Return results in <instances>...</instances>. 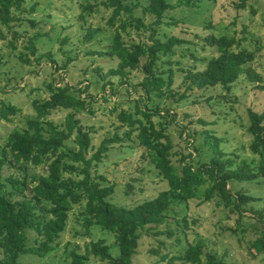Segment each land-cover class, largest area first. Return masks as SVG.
<instances>
[{"label": "rangeland", "instance_id": "1", "mask_svg": "<svg viewBox=\"0 0 264 264\" xmlns=\"http://www.w3.org/2000/svg\"><path fill=\"white\" fill-rule=\"evenodd\" d=\"M104 1L25 0L26 12L18 14L21 21L12 25L11 32L15 35L6 33L0 26L6 36V40L0 39V107L14 105L20 109L9 117V122L0 118V144L11 132L25 131L28 121L36 119L31 101L47 99L50 94L46 85L50 83L61 87L67 84L76 96L78 91H83L81 97L86 98L87 107L93 111L92 114L87 111L74 113L71 108H57L47 117L48 121L61 125L67 115L74 114L82 125L96 130L87 158L102 140L114 133L122 137L127 131L119 123L117 114L120 110L133 112L135 102L141 107L145 104V94L137 87L144 75L140 70L130 72L124 85L120 84V77L102 78L119 63L118 58L105 55L112 43L113 30L108 29L111 9L103 6ZM142 2L145 4V0ZM235 2L202 0L193 7L168 11L164 14V24L157 29L156 38L161 41L171 36L183 41L172 48V53L161 55L158 68L159 72L172 70L175 95L172 98L152 95V100L146 104L148 107L159 106L160 115L153 116L152 122L158 128L160 123L164 124L173 144L171 159L175 166H179L181 156L188 153L192 156L186 162L194 168H199V164H210L215 149L203 145L201 132L206 130L221 140L217 146L219 157L223 162L233 160L230 165L226 163L231 170L244 162L259 167L262 159L259 154L251 152L252 138L247 129L248 112L261 113L264 110V0H254L249 3L252 8L244 10L236 9ZM84 5L91 9L82 20L79 15ZM136 16H139L138 12ZM28 20H32L34 25ZM143 20L148 24L152 18L147 16ZM129 32L130 35L123 34L127 44L149 43L148 32ZM88 34H91L90 39ZM221 35L235 37L241 49L255 54L253 63L246 67H251L261 81H253L243 71L229 91L217 85L203 89L194 87L184 93L187 89L184 81L186 72L204 70L207 61L217 56L215 48L209 47L206 39ZM10 42L14 44V50L9 47ZM31 44L33 53L29 49ZM48 53L53 62L45 57ZM20 54L30 60L29 65L18 60ZM143 63L144 60L141 61ZM106 83L108 85L103 88ZM18 88H22L21 91ZM181 94H185L184 99H180ZM200 121L209 125H201ZM182 126L186 131L180 137ZM188 133L192 134L193 140L186 144L184 137ZM67 145L74 147L70 142ZM157 172L151 166L145 149L138 146L134 133L132 141L111 145L92 174L101 185H114V193L110 197L113 204L130 208L167 190L166 181ZM227 188L232 195L240 193L251 197V201H246L247 205L243 203L242 207L248 211L243 217L238 215L234 205L226 209L216 190L209 201L203 200V191L199 190L197 197L200 199L189 200L186 206L171 208L165 223L139 231L138 253L132 264H165L155 260L163 254H181L196 243L203 246L205 253L216 254L225 264H264V253L254 255L253 252L258 253V250L253 247L252 252L248 248L264 233V178L231 180ZM81 207H75L69 214L58 249L44 258L22 255L17 264H68L67 256L71 250L82 253L86 245L99 240L105 241L110 253L116 257L118 247L113 234L93 227L88 236L82 237ZM254 212L260 223L250 218ZM182 215L186 216V227L177 224ZM205 262L204 254L202 263ZM99 263L98 259L90 257L87 264Z\"/></svg>", "mask_w": 264, "mask_h": 264}, {"label": "trees", "instance_id": "2", "mask_svg": "<svg viewBox=\"0 0 264 264\" xmlns=\"http://www.w3.org/2000/svg\"><path fill=\"white\" fill-rule=\"evenodd\" d=\"M105 0L103 6L111 9L107 19L108 29L113 30L112 43L105 55L116 57L119 63L116 68L103 74L102 78L120 77L121 85L126 84V76L140 70L143 80L137 84L145 94V104L141 107L135 102L134 111L120 110L117 118L120 124L127 128L122 137L114 133L110 138L101 141L96 151L86 157L92 147V135L96 130L92 126H84L74 114L66 116L63 124L56 125L47 117L57 108L73 109L74 113L93 111L87 107L83 91L77 96L70 86H55L47 84L49 97L44 101H31L36 119L29 120L27 129L22 132H11L3 144H0V264H17L22 255L44 258L60 247V237L66 231L69 214L75 207H81L79 219L84 233L90 234L91 228L107 231L113 234L118 247V255L114 257L105 241H92L85 246L82 253L71 250L68 254V264H87L90 257L99 260V264H132L137 255L139 231L148 226H160L165 223L167 212L173 207L186 206L187 201L200 199L197 192L202 190L203 200L209 201L216 190L223 200V206L230 209L234 205L240 217L247 213L243 203L251 201V197L236 193L232 195L227 188L231 180L252 181L258 177L264 178V110L261 113L249 111L248 134L252 138L250 150L259 154L262 159L259 167L245 162L235 169H230L233 160L221 161L219 142L210 131L201 132L203 145L214 147V156L209 165L199 164L194 168L186 162L191 153L182 155L179 166L171 159L173 144L169 139L164 124L159 128L152 122L153 116L160 115L159 106H146L152 100V95L172 98V70L159 72L161 55L172 53L174 46L183 41L171 36L165 41L156 38L157 29L164 24V14L180 7H193L202 0ZM254 0H236V9L252 8L249 3ZM25 0H0V26L6 33L11 32L12 25L21 21L18 14L26 12ZM91 7L82 6L79 17L82 20L89 15ZM139 16H136V13ZM151 17L146 24L144 17ZM34 25L32 20H28ZM165 24L171 25L169 22ZM129 30L148 32V42L127 44L123 34L130 35ZM91 34H88V39ZM0 39L6 36L0 29ZM182 41V42H181ZM209 47L215 48L217 56L210 58L202 71L188 70L184 81L187 89H203L221 86L229 91L233 83L245 71L250 78L261 81L251 67L255 54L240 48L235 37L221 35L206 39ZM13 50V43L8 44ZM29 49L34 52L33 45ZM52 61L51 55L45 56ZM21 63L29 65L30 60L22 54L18 55ZM144 63L141 64V61ZM169 64V62H167ZM66 67V65H64ZM98 74V70H96ZM108 83L104 84L105 88ZM18 88V91H21ZM181 94L180 99H184ZM88 98V97H87ZM20 109L14 105H2L0 118L9 122L10 116L16 115ZM201 125H209L200 121ZM186 128L182 126L179 136L182 137ZM136 133L138 146L145 149L151 166L158 171L157 175L166 181L167 190L160 191L155 197L145 200L130 208L116 206L111 202L114 185L103 186L95 179L92 172L103 160L110 146L122 144L125 140L132 141ZM72 137V138H71ZM193 140L192 134H185L184 141L188 144ZM74 144V147L67 145ZM217 149V150H216ZM98 178V177H97ZM251 212V211H250ZM178 225L186 227V216H181ZM255 212L250 218H255ZM260 223L259 221H257ZM263 233V232H262ZM32 234V237H30ZM253 247L258 253L253 252ZM251 248L254 255L264 253V233L253 240ZM205 254L206 262L202 263ZM157 263L165 264H225L216 254L205 253L201 244L190 245L181 254L160 255ZM153 264V263H152ZM155 264V262H154Z\"/></svg>", "mask_w": 264, "mask_h": 264}]
</instances>
